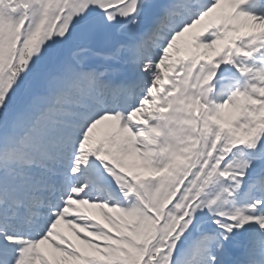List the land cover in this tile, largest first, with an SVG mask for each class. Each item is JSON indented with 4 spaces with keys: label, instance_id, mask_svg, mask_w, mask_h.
Segmentation results:
<instances>
[{
    "label": "snow or ice",
    "instance_id": "obj_1",
    "mask_svg": "<svg viewBox=\"0 0 264 264\" xmlns=\"http://www.w3.org/2000/svg\"><path fill=\"white\" fill-rule=\"evenodd\" d=\"M0 264H264V0H0Z\"/></svg>",
    "mask_w": 264,
    "mask_h": 264
}]
</instances>
